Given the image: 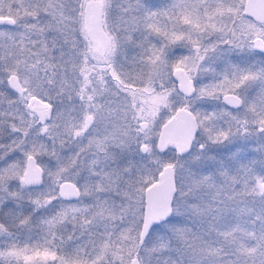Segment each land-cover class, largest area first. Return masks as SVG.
<instances>
[{"label":"snow or ice","instance_id":"obj_1","mask_svg":"<svg viewBox=\"0 0 264 264\" xmlns=\"http://www.w3.org/2000/svg\"><path fill=\"white\" fill-rule=\"evenodd\" d=\"M0 264H264V0H0Z\"/></svg>","mask_w":264,"mask_h":264}]
</instances>
